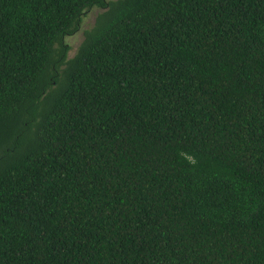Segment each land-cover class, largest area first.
I'll return each instance as SVG.
<instances>
[{
    "label": "trees",
    "instance_id": "16d2710c",
    "mask_svg": "<svg viewBox=\"0 0 264 264\" xmlns=\"http://www.w3.org/2000/svg\"><path fill=\"white\" fill-rule=\"evenodd\" d=\"M0 264H264V0H0Z\"/></svg>",
    "mask_w": 264,
    "mask_h": 264
},
{
    "label": "rangeland",
    "instance_id": "374dc122",
    "mask_svg": "<svg viewBox=\"0 0 264 264\" xmlns=\"http://www.w3.org/2000/svg\"><path fill=\"white\" fill-rule=\"evenodd\" d=\"M95 15H96V11L91 12V13H88L84 17L83 23H82V25H83L84 28H86L88 25H90L91 23H93V20H94ZM81 38H82V33L81 32H79V33L71 36L70 38H67L66 41L71 46V51H70V54H69L70 56L73 55V53H74L77 45L79 44Z\"/></svg>",
    "mask_w": 264,
    "mask_h": 264
}]
</instances>
